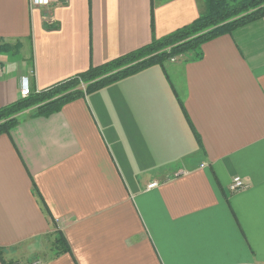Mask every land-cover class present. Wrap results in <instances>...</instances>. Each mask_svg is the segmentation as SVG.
<instances>
[{
	"label": "crops",
	"instance_id": "1",
	"mask_svg": "<svg viewBox=\"0 0 264 264\" xmlns=\"http://www.w3.org/2000/svg\"><path fill=\"white\" fill-rule=\"evenodd\" d=\"M206 1L0 0V108L25 78L39 92L105 65ZM202 49L0 135V264H264V18Z\"/></svg>",
	"mask_w": 264,
	"mask_h": 264
},
{
	"label": "trees",
	"instance_id": "2",
	"mask_svg": "<svg viewBox=\"0 0 264 264\" xmlns=\"http://www.w3.org/2000/svg\"><path fill=\"white\" fill-rule=\"evenodd\" d=\"M152 9V30H154ZM264 18V0H207L204 12L192 24L105 65L94 67L39 92H32L17 102L0 108V135L10 134L18 126L20 115L31 111L36 116H50L59 112L69 101L98 91L116 81L141 70L165 65L173 59L186 58V62L203 59V45L222 35ZM4 45H0V51ZM84 86V87H83ZM56 245L64 246L58 254L69 251L61 233Z\"/></svg>",
	"mask_w": 264,
	"mask_h": 264
},
{
	"label": "built area",
	"instance_id": "3",
	"mask_svg": "<svg viewBox=\"0 0 264 264\" xmlns=\"http://www.w3.org/2000/svg\"><path fill=\"white\" fill-rule=\"evenodd\" d=\"M32 8H43V7H49L54 2H57L58 0H30ZM176 59H173L172 62H175ZM32 94L28 79L25 78V81L22 82L21 90H20V96L21 98H27ZM157 183H153L150 185L151 188L157 187ZM250 187V185L240 179H236L232 182L230 186L231 192H239L242 190H246ZM14 264H46L43 259H36L29 263H23V262H15ZM245 264H260V263H245Z\"/></svg>",
	"mask_w": 264,
	"mask_h": 264
}]
</instances>
